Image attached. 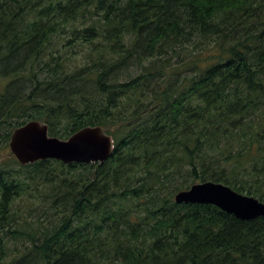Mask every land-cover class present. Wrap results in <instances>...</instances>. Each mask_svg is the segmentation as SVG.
Listing matches in <instances>:
<instances>
[{
	"label": "trees",
	"instance_id": "trees-1",
	"mask_svg": "<svg viewBox=\"0 0 264 264\" xmlns=\"http://www.w3.org/2000/svg\"><path fill=\"white\" fill-rule=\"evenodd\" d=\"M0 147L99 126V163L0 160V264H264V0H0Z\"/></svg>",
	"mask_w": 264,
	"mask_h": 264
},
{
	"label": "water",
	"instance_id": "water-1",
	"mask_svg": "<svg viewBox=\"0 0 264 264\" xmlns=\"http://www.w3.org/2000/svg\"><path fill=\"white\" fill-rule=\"evenodd\" d=\"M8 146L21 164L44 159H55L65 164H88L107 160L112 152L113 140L99 126H86L67 139H60L48 135L45 123L29 120L12 131ZM174 201L178 204H212L241 220L264 216V202L213 181L194 183L178 191Z\"/></svg>",
	"mask_w": 264,
	"mask_h": 264
},
{
	"label": "rangeland",
	"instance_id": "rangeland-1",
	"mask_svg": "<svg viewBox=\"0 0 264 264\" xmlns=\"http://www.w3.org/2000/svg\"><path fill=\"white\" fill-rule=\"evenodd\" d=\"M4 82L2 80H0V89L1 86H3ZM9 157H13V154L11 153L8 144L5 147H0V160H4L7 159Z\"/></svg>",
	"mask_w": 264,
	"mask_h": 264
}]
</instances>
